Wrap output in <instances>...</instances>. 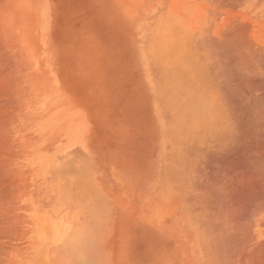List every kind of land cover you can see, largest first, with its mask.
Masks as SVG:
<instances>
[{
    "label": "crops",
    "instance_id": "obj_1",
    "mask_svg": "<svg viewBox=\"0 0 264 264\" xmlns=\"http://www.w3.org/2000/svg\"><path fill=\"white\" fill-rule=\"evenodd\" d=\"M58 7L49 24V61L55 45L61 53L65 134L67 207L59 221L67 228L52 252L58 264H264V128L244 132L242 113L244 92L264 93V0H59ZM152 9L160 86L131 50L132 28L138 22L142 35ZM196 90L206 92L202 257L195 136L183 134L169 149L158 139L163 93L188 102Z\"/></svg>",
    "mask_w": 264,
    "mask_h": 264
},
{
    "label": "bare ground",
    "instance_id": "obj_2",
    "mask_svg": "<svg viewBox=\"0 0 264 264\" xmlns=\"http://www.w3.org/2000/svg\"><path fill=\"white\" fill-rule=\"evenodd\" d=\"M58 6L0 0V264H58L52 252L67 228L59 221L67 207L59 49L49 61V20L52 9L59 15Z\"/></svg>",
    "mask_w": 264,
    "mask_h": 264
},
{
    "label": "rangeland",
    "instance_id": "obj_3",
    "mask_svg": "<svg viewBox=\"0 0 264 264\" xmlns=\"http://www.w3.org/2000/svg\"><path fill=\"white\" fill-rule=\"evenodd\" d=\"M56 1L59 3V0H55V2ZM137 2L138 0H132V4ZM52 12L54 18L55 16H59L53 9ZM154 22L155 17L153 9L150 13L146 12L143 14L141 23L145 29H142V35L139 34L140 29L138 27V22L135 27L132 28L131 50L136 58H138L140 54L143 58H146V62L144 63L146 64L148 74L152 75L151 78L153 83L160 86L162 77L154 60ZM55 29H57V27H55ZM51 30L53 32V25ZM139 41H141V43H139ZM57 49H59L58 44L51 50L52 60L55 58L54 54ZM244 88L246 87L244 86ZM196 89H198V87H196ZM176 94L181 95L180 93L174 94L173 92L163 93L165 96L162 103L163 116L160 121L161 132L158 134V139L162 148L169 149L177 142L176 139L183 136V134L191 133L195 136L193 142L196 164L194 173V199L196 203L195 207L200 208L201 211L195 213L194 225L196 230V245H198V249L200 250V253L197 255L198 257H202L206 256V92L196 90L187 93V95L191 94L193 96L192 99L191 96L188 95V102H186L185 97L174 96ZM191 105H194V107ZM242 113L244 119V132H257L264 128V125H262V122H264L262 121L264 119V93L244 92ZM158 195L159 187L156 176H154L148 183L146 189L148 203H151L148 204V209L151 212L155 211L154 199ZM203 207L205 208L204 211H202Z\"/></svg>",
    "mask_w": 264,
    "mask_h": 264
}]
</instances>
